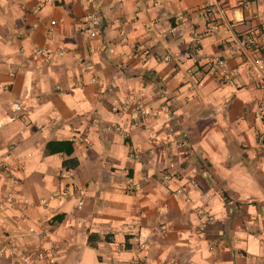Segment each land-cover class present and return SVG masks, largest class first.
<instances>
[{"label": "crops", "instance_id": "1", "mask_svg": "<svg viewBox=\"0 0 264 264\" xmlns=\"http://www.w3.org/2000/svg\"><path fill=\"white\" fill-rule=\"evenodd\" d=\"M256 55L264 0H0V264H264Z\"/></svg>", "mask_w": 264, "mask_h": 264}, {"label": "built area", "instance_id": "2", "mask_svg": "<svg viewBox=\"0 0 264 264\" xmlns=\"http://www.w3.org/2000/svg\"><path fill=\"white\" fill-rule=\"evenodd\" d=\"M204 7L208 10H212V3L206 2ZM100 14L97 10L88 11L83 16V22L85 25L86 31L89 33L90 36H94L97 34V26L100 23ZM215 30V26L213 27ZM174 27H170L169 31H173ZM238 44L240 47H252L254 50L259 52L261 44L254 38L253 36H245L238 40ZM46 51L42 48H35L33 50V56L36 58H41L45 55ZM167 58L170 56L167 55ZM212 72L215 74H225L226 76L230 77L234 75V70L229 67L227 60L221 56H216L213 58L212 61ZM248 76L250 79L254 80L258 83H264V55H256L252 58L249 69H248ZM144 113H148V110L144 109ZM23 113V109L21 103L19 101H14L12 106V118H16L21 116ZM129 156L131 158L136 157L137 153L134 150L129 152ZM127 182L132 188H136L137 185L132 182V178L127 176ZM190 184H195V180L193 178L189 179ZM175 193H184V189L179 187L175 190ZM81 205V201H78L77 206ZM30 231H33V228H29ZM145 246V239L140 237L137 239V247L143 248ZM40 253H45L47 256H50L48 260L52 263V259L54 256L53 250L51 248H42ZM24 259H28V255L24 256ZM133 264H147L146 260L141 258L138 254H136L132 259Z\"/></svg>", "mask_w": 264, "mask_h": 264}, {"label": "trees", "instance_id": "3", "mask_svg": "<svg viewBox=\"0 0 264 264\" xmlns=\"http://www.w3.org/2000/svg\"><path fill=\"white\" fill-rule=\"evenodd\" d=\"M46 150L48 152H64L65 154H71L73 151L72 141L68 139H51L46 142ZM73 160V158H69L67 160H63L62 163L64 166H67V161ZM58 218V215L53 216V220Z\"/></svg>", "mask_w": 264, "mask_h": 264}]
</instances>
